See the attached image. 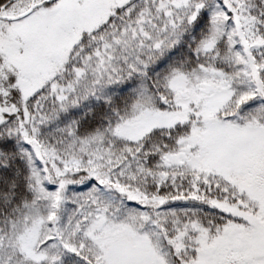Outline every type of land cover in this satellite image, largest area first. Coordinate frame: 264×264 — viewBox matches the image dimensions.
<instances>
[{
    "label": "snow or ice",
    "instance_id": "6c2138e0",
    "mask_svg": "<svg viewBox=\"0 0 264 264\" xmlns=\"http://www.w3.org/2000/svg\"><path fill=\"white\" fill-rule=\"evenodd\" d=\"M0 264H264V0H0Z\"/></svg>",
    "mask_w": 264,
    "mask_h": 264
}]
</instances>
